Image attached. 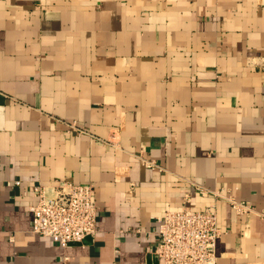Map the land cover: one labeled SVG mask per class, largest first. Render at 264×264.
I'll list each match as a JSON object with an SVG mask.
<instances>
[{
  "label": "crops",
  "instance_id": "crops-1",
  "mask_svg": "<svg viewBox=\"0 0 264 264\" xmlns=\"http://www.w3.org/2000/svg\"><path fill=\"white\" fill-rule=\"evenodd\" d=\"M61 180L96 186L65 247L28 212ZM185 193L216 205V264H264V0H0V264H158Z\"/></svg>",
  "mask_w": 264,
  "mask_h": 264
},
{
  "label": "built area",
  "instance_id": "built-area-1",
  "mask_svg": "<svg viewBox=\"0 0 264 264\" xmlns=\"http://www.w3.org/2000/svg\"><path fill=\"white\" fill-rule=\"evenodd\" d=\"M16 184L19 180L15 181ZM203 192L223 197L236 215L250 212L252 206L244 200L225 196L219 190ZM33 202L28 206L31 231L46 236L61 247L81 242L96 233L97 204L94 183L58 181L37 184L32 189ZM190 195L182 196L178 209L156 216L155 240L148 252L158 264H216V243L223 234L218 224L215 203L194 210ZM264 216V211L259 212Z\"/></svg>",
  "mask_w": 264,
  "mask_h": 264
}]
</instances>
